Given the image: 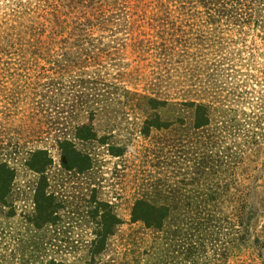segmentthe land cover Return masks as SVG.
<instances>
[{
    "label": "rangeland",
    "instance_id": "obj_1",
    "mask_svg": "<svg viewBox=\"0 0 264 264\" xmlns=\"http://www.w3.org/2000/svg\"><path fill=\"white\" fill-rule=\"evenodd\" d=\"M194 3L87 0L82 10L77 0H0V163L15 172L0 201V264H264V24ZM192 67L237 81L217 104L234 110L215 108L195 130L191 110L166 107L161 119L173 125L145 136L152 111L142 95L195 99L205 77ZM83 126L94 138L73 139ZM64 138L90 156L85 174L60 166ZM234 143L242 156L233 148L227 159ZM38 150L52 160L46 192L61 203L40 226V175L26 164ZM93 199L121 222L100 253ZM138 200L169 210L159 228L132 221Z\"/></svg>",
    "mask_w": 264,
    "mask_h": 264
},
{
    "label": "trees",
    "instance_id": "obj_2",
    "mask_svg": "<svg viewBox=\"0 0 264 264\" xmlns=\"http://www.w3.org/2000/svg\"><path fill=\"white\" fill-rule=\"evenodd\" d=\"M80 1V9L85 10L91 5V2L86 6L87 0H77ZM195 6L203 9L205 13L215 14L220 16L223 15H233L234 18L244 24L245 26L251 25L255 26L257 29L262 28L264 24V0H194ZM85 13V11H84ZM88 22L79 21L77 25L79 26V31L87 30ZM244 27V26H243ZM80 37H76V43L80 40ZM187 65V64H186ZM189 66V65H187ZM192 72H196V78H204L198 80V83L193 85L195 91L201 90L199 95L195 99L183 100L180 103L169 102L163 97L155 98L147 95H142L148 110L152 113L146 117L143 122V127L141 132L146 136L149 135L152 129L162 130L168 129L173 125L171 122H164L162 117V110L164 108L173 107L178 111V108L184 110H191L192 114V127L195 130H199L211 124V113L213 110L220 109L222 112L226 113L227 110L232 111L231 107L228 109L218 107L217 104L220 102L228 101L227 98L230 93H237V81H231V75H228L226 80L218 79L214 74L206 73L209 71L204 67L205 72L201 68L197 71L196 68L192 67ZM62 85H64L62 83ZM50 87L59 89L55 85H50ZM225 103V102H224ZM162 108V109H161ZM222 108V109H221ZM166 112L168 110H165ZM179 112V111H178ZM235 112V111H234ZM177 118V119H176ZM175 120L183 122L184 117H176ZM175 122V121H174ZM224 123V122H222ZM232 130V128L230 129ZM92 129L83 126L82 128L77 127L76 131L73 132V139L77 141H88L94 138ZM58 150L60 152V166L64 171L72 172L73 175H83L86 171L92 168V160L90 156L84 151L80 150L76 142L64 138L58 142ZM233 147H229L224 151L227 159H235L229 154V150L233 149L237 156H242L239 153L244 151L241 149L240 144H232ZM178 152V151H177ZM216 156V155H215ZM217 157V156H216ZM237 158V157H236ZM199 160H202L204 165V171L206 169V164L211 165V159L206 151H203L199 155ZM207 162V163H206ZM223 163V162H222ZM228 163V162H227ZM27 166L29 169L33 170L35 173L39 174V181L35 187L34 193V205L35 214L32 217V222L36 226H40V222L53 224L57 218L52 216L55 212H59L61 209V203L52 194L46 192L48 186L47 178L45 173L49 166L52 164V160L49 157L47 151L38 150L32 152L28 156ZM194 168H196L194 166ZM222 169V168H221ZM214 169L211 167V170ZM219 170V169H218ZM208 171V170H207ZM215 172V171H214ZM15 172L10 169L6 164L0 163V201L7 203V197L11 192V184L14 180ZM95 205L93 206V213L95 220L94 234L95 238L92 241L93 251L95 253H100L104 249L106 239L109 235L113 234L115 226L119 225L120 220L108 210V205L101 203L100 201L93 199ZM169 216V210L163 206H156L146 200H138L133 206L131 212L132 221H142L147 227L159 228L165 218Z\"/></svg>",
    "mask_w": 264,
    "mask_h": 264
}]
</instances>
